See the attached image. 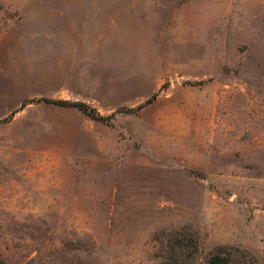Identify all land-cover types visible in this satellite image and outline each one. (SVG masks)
<instances>
[{"label":"rangeland","instance_id":"1","mask_svg":"<svg viewBox=\"0 0 264 264\" xmlns=\"http://www.w3.org/2000/svg\"><path fill=\"white\" fill-rule=\"evenodd\" d=\"M9 4L16 42L57 4L97 38L75 92L55 59L15 58L12 92L0 68V264H159L170 233L264 264V0Z\"/></svg>","mask_w":264,"mask_h":264},{"label":"crops","instance_id":"2","mask_svg":"<svg viewBox=\"0 0 264 264\" xmlns=\"http://www.w3.org/2000/svg\"><path fill=\"white\" fill-rule=\"evenodd\" d=\"M104 13L113 11L110 5L100 6ZM94 11L96 9H93ZM121 10V9H120ZM11 11L12 4L0 5V12ZM36 11H55L52 15H35L25 19V26L23 28V41L16 42V30L12 28V18L9 23H6V16H0V68L8 71L7 82L4 85V90L12 92V66L15 58L24 61L25 67L30 66L31 60L49 61L55 59L58 66L64 67L63 81L67 87L65 91L75 92V86L78 82V76L84 72H89L90 64L87 61L81 63L78 59L80 49L83 43L95 42V36L80 35V28H76L75 23L80 16L75 12V6H65L57 4L56 9L53 10H36ZM123 11V10H121ZM117 18V17H116ZM108 14L91 15L88 17L90 22L103 21L113 22L116 19ZM55 22V26L51 23ZM12 34L14 41H12ZM55 45V46H54ZM55 48V49H54ZM87 54L84 55L85 60L89 59ZM44 67L48 63L43 64ZM86 82H95L94 76L85 75ZM82 82V80H80ZM87 89L86 91H88ZM85 97V96H84ZM75 99L82 100L83 96L78 95Z\"/></svg>","mask_w":264,"mask_h":264},{"label":"trees","instance_id":"3","mask_svg":"<svg viewBox=\"0 0 264 264\" xmlns=\"http://www.w3.org/2000/svg\"><path fill=\"white\" fill-rule=\"evenodd\" d=\"M39 101L59 107L76 108L92 120H104L95 109L85 103L54 101L46 98L39 99ZM164 236L168 242H173L174 247L167 248L165 245V250L160 252L159 264H258L254 256L249 255L246 251L231 246L216 247L210 255L200 263L197 256L196 240L194 238L180 236L177 235V233H170Z\"/></svg>","mask_w":264,"mask_h":264}]
</instances>
